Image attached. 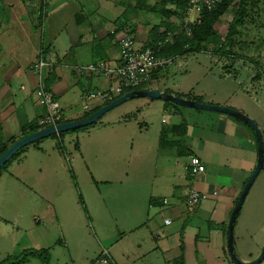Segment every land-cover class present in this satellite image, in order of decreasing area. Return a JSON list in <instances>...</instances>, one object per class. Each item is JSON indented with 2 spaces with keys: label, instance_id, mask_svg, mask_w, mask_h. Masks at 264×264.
Returning a JSON list of instances; mask_svg holds the SVG:
<instances>
[{
  "label": "crops",
  "instance_id": "1",
  "mask_svg": "<svg viewBox=\"0 0 264 264\" xmlns=\"http://www.w3.org/2000/svg\"><path fill=\"white\" fill-rule=\"evenodd\" d=\"M121 4L118 0H0V147H10L34 133L32 122L45 113L33 97L40 78L31 70L41 57L50 63L42 81L62 105L66 122L81 120L84 114L102 107L93 102L91 109L84 111L82 95L107 89L116 81L95 73L79 74L76 68L104 60L117 63L119 49L111 30L129 27L138 47H143L153 27L161 22L160 16L156 20L145 17L146 10L136 11L133 5L129 7L132 16H123L127 9L121 10ZM176 66L181 67L178 59L160 73L155 81L158 88L147 90L179 96L181 90L163 82ZM161 101V126L151 146L155 161L151 185L142 183L143 175L134 178L136 173L145 172L150 142L141 125L147 122L123 119L96 125L86 129L88 132L78 131V136H52L20 151L0 174V262L5 259L2 255H10L4 250L6 245L15 251L21 245L18 238L27 236L39 224L44 229L38 234L51 238L70 223L69 232L79 237L75 187H81L83 181L92 193L97 188L101 194L105 188L103 201L94 193L91 220L108 222L117 216L123 231L120 247L113 244L110 250L105 249L112 264H236L228 250V226L258 161L256 149L252 147L247 154L240 143L243 136H250L248 130L221 118L216 133L228 138L229 144L231 139L239 140L237 148L226 150L224 146L222 161L210 168L202 161L206 173L192 179L186 167L189 158L197 155L186 143L190 121ZM183 123L188 128L182 141L185 152H189L184 156L170 141L161 145L165 129ZM130 132L143 140L137 144V153L135 143L131 151L128 149ZM70 136L75 139L72 149L65 145ZM66 155L71 157L69 164ZM255 185L234 227L235 253L245 263L255 261L264 249V183ZM191 189L208 195L192 211L187 205ZM166 219L172 224L166 225ZM28 223L32 226L27 228ZM38 243L24 239L23 251L45 247ZM62 243L68 242L64 239Z\"/></svg>",
  "mask_w": 264,
  "mask_h": 264
},
{
  "label": "rangeland",
  "instance_id": "2",
  "mask_svg": "<svg viewBox=\"0 0 264 264\" xmlns=\"http://www.w3.org/2000/svg\"><path fill=\"white\" fill-rule=\"evenodd\" d=\"M118 2L122 3L121 10L127 9L123 16H132L129 7L131 5L136 6L138 0H118ZM156 2L157 0H149L147 5L152 8ZM240 9L241 4L237 0L219 20L216 29L221 37H226L228 28L237 18ZM143 14L145 17L148 15L149 17L152 16L153 20H156V16H160L149 9L144 11ZM149 17L147 19L152 20ZM238 29L239 33L233 38L235 41L234 48L225 54L217 52L221 44L219 40H213L204 48L199 49V51H196L195 46H185L182 50L189 52H181L182 54L177 58L178 61H181V67H172L163 82L169 87L177 88L178 92H180L179 90L182 91V93L178 94L195 98L203 104L225 106L246 115L258 125L264 141V0L249 1L245 13V24ZM145 88L155 89L158 87L155 86L154 81ZM160 103L162 101L159 99L143 97L131 99L107 112L96 124L79 129L80 131L84 130L80 133L88 132L86 129H92L96 125L115 124L116 121L123 119L137 120L142 124L147 122V125H141L144 135L147 136L146 138L150 142L145 170L143 169L145 172L144 174L136 173L134 178L138 180L137 177L143 175L142 183L151 185L155 178L153 171L155 161L151 146L153 144L152 138L154 134L156 135L159 126H161L162 117L158 116L160 110L158 105H162ZM173 107L178 109L190 121L189 123L187 122L189 135H186V143L188 142L189 149L194 150L195 154L203 159L202 161L208 168L222 161V155L226 153L224 146H226V150L229 149L228 147L237 148L239 142V140L231 139L232 144H229L228 138L216 133L217 128H221V118L241 125L242 129L246 128L248 130L250 136H243V140L240 141L242 149L248 154L253 147L256 149L257 155L256 134L247 124L234 117L217 112L191 109L179 105ZM160 111L162 112L163 110L161 109ZM84 116L85 114L82 117ZM205 128L208 131H204ZM146 130L149 132H146ZM80 133L76 132L71 135L78 136ZM129 135L128 149L131 151V147L135 143L134 152L137 153V144L143 140L138 135H132V132ZM74 143L75 139L72 136L66 137L65 145L69 149H72ZM240 156L243 155L241 154ZM237 161L238 159L235 160V162ZM66 163L69 164L68 162ZM263 181L264 167L255 183L257 185L258 183H264ZM93 191L92 193V190L86 188L83 181L81 187H77V185L75 187L78 199L75 202V206L77 208L76 211L79 212V222L77 224L81 226L79 237L75 236V233L71 234L69 232L70 229L67 224L70 223H65L62 231L55 233L51 238L38 234L44 229L39 224L36 225L37 228L28 232L27 236L18 238L21 245L15 251H11L10 244L6 245L4 250L9 251L10 253L7 254L10 255H2V259L19 257L23 252L24 245L22 244L24 239L25 241L33 240L36 244H39L38 242L45 244L43 248L51 251L50 264H97L95 259L100 252L102 253L105 249L110 250L113 244H117V248H119L123 231L120 229L119 221H117L118 217H113L108 222L92 221L90 218V209L92 210V203H95L94 193L103 201L105 188H102L101 194L97 188H94ZM26 226L28 228L32 225L28 223ZM64 239L68 242L67 245L61 244ZM38 246H40L38 247L39 249H43L41 245ZM117 248L114 247L113 250L116 251ZM26 264H42V260L33 256L30 257Z\"/></svg>",
  "mask_w": 264,
  "mask_h": 264
},
{
  "label": "built area",
  "instance_id": "3",
  "mask_svg": "<svg viewBox=\"0 0 264 264\" xmlns=\"http://www.w3.org/2000/svg\"><path fill=\"white\" fill-rule=\"evenodd\" d=\"M224 0H189L188 6L181 17H174L171 22L177 29L171 31L162 29V38L153 46L138 47L135 38L131 34L129 27L122 29L115 28L110 34L116 37V43L119 49V60L112 64L108 60L92 63L86 66L76 68L77 73H95L99 74L109 81H116L107 89L90 91L82 95V104L84 111L91 109L93 102H99V106L107 105L126 93L147 90L145 87L157 80L160 73L166 71L172 66L177 57L162 56V52L169 45H173L180 33H185L192 37L193 25L202 23L203 14L216 9ZM50 66L48 59L41 57L35 63L31 70L40 78V85L35 89L33 97L35 103L45 109L44 115L32 122V126L37 131L55 127L66 122L65 111L56 98L55 94L49 90L42 81L44 70ZM25 90L26 87L22 86ZM166 124V121L163 120ZM65 160L71 162V157L66 155ZM187 174L190 178L196 179L198 176L206 173V166L197 156L189 158V164L186 167ZM208 195L198 190L191 189L187 205L192 211L203 199H207ZM168 201L165 199L164 204ZM166 225L172 224L171 219L165 220ZM97 264H112L110 254L107 250H103L97 260Z\"/></svg>",
  "mask_w": 264,
  "mask_h": 264
},
{
  "label": "trees",
  "instance_id": "4",
  "mask_svg": "<svg viewBox=\"0 0 264 264\" xmlns=\"http://www.w3.org/2000/svg\"><path fill=\"white\" fill-rule=\"evenodd\" d=\"M149 0H138V3L134 7L136 10L149 9L151 12L160 15L161 22L154 26L151 32L149 33V39L146 44L143 46H153L158 40L162 38V29L166 30H175L177 29L175 25L171 22L174 17H181V15L185 12L188 6L189 0H157V2L150 8L147 3ZM237 0H224L222 4H220L216 9L210 12H205L203 14L202 23L200 25H193V34L192 37H188L185 33H180L179 37L175 40L173 45L167 46V48L162 52V56L165 57H178L182 53L189 52L183 51L182 49L187 46H195L196 51L201 48H204L208 43H211L213 40H219L221 42L220 48L217 49L218 53H227L235 46L234 36L239 33V27L245 24V13L247 11V6L250 0H239L241 4V9L237 18L234 22L229 26L227 35L225 38L221 37L218 30L216 29V25L219 20L227 13L230 6ZM122 29V28H120ZM182 52V53H181ZM217 54V53H216ZM256 78V77H255ZM171 93V92H169ZM179 95V94H178ZM180 97L184 95H179ZM188 97V96H186ZM191 98V97H188ZM193 100H196L193 98ZM199 102V101H198ZM166 105L176 106V104L165 101ZM100 107L96 108L93 112L85 114L82 119L88 118L94 112L99 110ZM241 121V120H240ZM242 122V121H241ZM244 123V122H243ZM31 131L36 132V129L31 126ZM187 124L183 123L181 125H174L170 129H165L161 136V145L164 146L167 142H171L174 145L179 154L184 156L185 154V146L183 144L182 139L187 134ZM80 130L66 132L60 135V137L65 136L66 134L75 133ZM33 134V133H32ZM171 135L172 138L170 137ZM56 138L57 136H53ZM61 151L64 152V148L60 144ZM9 149L8 146L0 147V157ZM22 151V150H20ZM20 151L5 165V167L1 170L0 174L3 170H5L8 165L14 160ZM185 152V153H184ZM72 173V171L70 170ZM72 178L74 179L73 174ZM21 255V256H20ZM16 257L7 258L2 261L0 264H26L30 257H39L42 260V264H50L51 251L49 249H26L21 254ZM96 263V262H95Z\"/></svg>",
  "mask_w": 264,
  "mask_h": 264
},
{
  "label": "water",
  "instance_id": "5",
  "mask_svg": "<svg viewBox=\"0 0 264 264\" xmlns=\"http://www.w3.org/2000/svg\"><path fill=\"white\" fill-rule=\"evenodd\" d=\"M149 98V99H159L164 101L172 102L176 105L191 108V109H198L203 111H212L217 112L221 114H225L231 117H234L238 120H241L245 124H247L249 127L253 129V131L256 134L257 144H258V161L256 165V169L254 170L253 174L249 178L248 182L246 183L242 194L238 200V203L231 215V219L228 226V250L229 254L232 258V260L236 264H261L264 261V249L261 253V255L253 262L251 263H245L241 261L236 253H235V245H234V227L238 218V215L240 214L243 204L246 200V197L254 184L255 180L257 179L258 175L262 171L264 167V141H263V135L258 127V125L249 117L246 115L225 107V106H215V105H208L203 104L201 102L192 100V99H186L179 96H176L174 94L166 93V92H160L155 90H137L132 91L129 93H126L125 95L121 96L117 100L102 106L99 110L94 112L92 115H90L86 119L76 120V121H69L62 124H59L55 127H49L47 129H43L40 131H37L31 135H28L18 141H16L13 145L9 147V149L3 153V155L0 157V172L5 167V165L23 148L36 143L38 141H41L46 138H50L52 136H60L63 133L70 132V131H76L82 128H86L89 126H92L96 124L107 112L111 111L112 109L122 105L123 103L134 99V98Z\"/></svg>",
  "mask_w": 264,
  "mask_h": 264
}]
</instances>
